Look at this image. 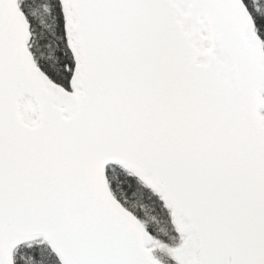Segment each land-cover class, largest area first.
<instances>
[{
    "label": "snow or ice",
    "instance_id": "1",
    "mask_svg": "<svg viewBox=\"0 0 264 264\" xmlns=\"http://www.w3.org/2000/svg\"><path fill=\"white\" fill-rule=\"evenodd\" d=\"M0 264H264V0H0Z\"/></svg>",
    "mask_w": 264,
    "mask_h": 264
}]
</instances>
